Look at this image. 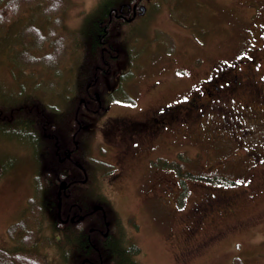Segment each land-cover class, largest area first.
Instances as JSON below:
<instances>
[{"label":"flooded vegetation","instance_id":"flooded-vegetation-1","mask_svg":"<svg viewBox=\"0 0 264 264\" xmlns=\"http://www.w3.org/2000/svg\"><path fill=\"white\" fill-rule=\"evenodd\" d=\"M153 1L130 0L110 8L98 20L97 31L92 33L94 37L83 36L88 72L82 81L62 83L61 102L54 110L59 125L53 124L49 114L39 106L40 103L45 105L43 100L24 97V102L33 101L36 112L22 129L27 133L40 130L39 138L46 136L52 142L59 160L54 205L53 197H47L46 183L38 177L41 163L34 158L35 192L28 199V207L33 198L40 205L41 222L53 227L52 237H57L58 247L69 249V258L62 255L67 264L78 260L81 264H141L136 260L141 249L127 236L126 225L114 202L129 179L138 178L141 193H147L153 201L170 207V202L175 204L178 213L173 207L172 212L164 207L165 214H161L168 220L169 230L175 228L176 221L183 227L180 229L183 242L178 243L176 253L180 263L198 257L203 249L222 242L243 225L200 234L205 225H213L226 213H234L242 194L213 193L205 188L203 199L196 200L190 210L181 208L176 200L180 187L177 191L175 186H179L176 174L182 170L175 157V153L181 151L175 149L177 143L227 147L236 139L237 163L250 161L264 166V149H254L244 140L246 130L253 133L252 126H264V69H260L264 66V0H252L254 6H249L252 11L247 28L250 56L242 60L247 63L244 69L239 68L237 62L223 64L216 70L213 67L203 83L200 81L184 91L179 99L164 102L154 101L157 96L149 97L148 92L154 91L155 86L145 94L142 84L148 75L145 66L133 59V55L139 56L137 48L131 59L134 64H124L110 37L112 26L119 27L145 15L154 6ZM115 19L118 21L113 23ZM51 114L54 119V113ZM48 126L55 131L47 130ZM232 157L229 154L227 162ZM213 168L203 166L200 176L206 179L213 172L212 178L221 177L216 174V167ZM189 173L193 174L191 169ZM170 174L176 182L156 192ZM232 180L237 183L236 179ZM202 185L213 188L206 180ZM37 192L39 197L35 196ZM176 237L172 231L167 243L170 241L174 247Z\"/></svg>","mask_w":264,"mask_h":264},{"label":"rangeland","instance_id":"rangeland-1","mask_svg":"<svg viewBox=\"0 0 264 264\" xmlns=\"http://www.w3.org/2000/svg\"><path fill=\"white\" fill-rule=\"evenodd\" d=\"M3 1L0 0V3ZM127 1L130 0H63L64 6L59 13L49 17L45 15V0H30L29 4H25L18 16L0 25L1 102L9 106L21 99L17 102L21 104L24 97H27L30 100H43L47 107L54 106L56 109L61 102L62 83L66 85L68 80L82 81L88 72L89 62L83 55V36L86 34L85 38L89 39L91 34L92 39V33L97 31L98 20L108 13V9L119 7ZM251 1L154 0V6L145 15L125 25L112 26L110 37L123 57L124 64H134L131 59L137 48L139 56L136 58L133 55V59L145 66L148 75L142 84L145 94L155 86L154 91L148 92L149 97L157 96L154 101L176 100L184 91L194 88L200 81L203 83L213 67L216 70L223 64L237 62L240 64L239 68L244 69L247 63L242 60H247L250 56V51L247 50V28L252 15L250 7L254 6ZM32 29L39 31L42 38L55 32L56 37H61L66 46L65 55L53 65H49L53 61L48 59L46 63L49 67L26 62L27 59L22 57H28V54L40 59L52 50L49 42L40 46L36 44ZM257 52L259 53L258 49ZM260 69L263 70L264 66ZM157 80L160 81L159 84L155 83ZM53 113L54 119L48 112L49 118L57 126L60 124L58 114L55 111ZM262 114L264 115V109ZM250 129L254 132L246 130L244 140H248L254 149H264V126H252ZM236 142L233 139L227 147L210 144L201 147L194 143L182 146L177 143L175 146L176 150H181L175 153L182 169L176 174L179 186L175 185L177 191L180 187L176 200L181 208L187 211L196 200L203 199L205 188L213 193L225 191L242 194L234 213H226L213 225H205L200 234H211L226 226L243 225L228 234L222 242L203 249L198 257L187 263L178 262L176 255L178 243L183 242L180 237V229L183 227L175 222L172 231L177 237L173 240L172 247L170 241L167 243V238L172 233L169 230L171 227L161 214H165L164 207L170 212L173 207L178 213L175 204L170 202L171 207L163 205L150 199L147 193L142 194L138 178L126 182V187L114 197V202L126 225L127 236L141 249L139 257L136 256L138 262L235 264L237 257L245 264H264V166L250 161L237 163L234 155L235 151L238 152ZM35 149L31 138L13 135L0 124V160L6 167L0 178V247L7 250L13 249L17 244L9 236V227L22 216L30 215L28 199L34 195V177L37 172ZM229 154L233 157L227 162ZM222 161L226 163L223 164ZM205 165L212 169L215 166L218 176L236 179L237 183L219 185L217 179L212 178L213 172L209 174L211 177L204 179L205 177H201V169ZM190 169L192 175L189 173ZM181 173H188L190 178ZM203 180L213 185V188L204 187ZM163 181L165 183L156 192L164 190L171 182H176V178L170 174ZM34 224L32 218L29 227L36 228ZM42 224L38 230L37 251L47 257L49 264H67L62 260V255H67L69 249L58 247L57 237H52L53 227ZM134 230L137 231L133 232Z\"/></svg>","mask_w":264,"mask_h":264},{"label":"trees","instance_id":"trees-1","mask_svg":"<svg viewBox=\"0 0 264 264\" xmlns=\"http://www.w3.org/2000/svg\"><path fill=\"white\" fill-rule=\"evenodd\" d=\"M45 1V15L47 14L46 16L48 17L57 15V12L64 6L63 0ZM29 2L30 0H4L3 2H1L0 5L2 6L0 7V25L6 24L7 22L18 16L25 4H29ZM117 21L118 20L115 19L113 23H116ZM31 33L38 46L45 44V42H49L52 50L49 53L47 52V54L43 55L40 59H35L30 54H28V57H22L24 60L27 59L26 62H31L33 64H43L44 66L49 67V65L55 64L60 60V57L65 55V44L62 41L61 37L60 39L56 37L55 32L44 36V39L41 37V33L35 29H32ZM98 51L99 50H97V53ZM48 59H51V62L53 61L49 65H47ZM18 101L19 100H16L15 102L10 103L8 106L0 100V124L4 126L5 130L13 133V135L17 136L22 133L30 134L29 136H21L26 137V139H28V137L31 138L33 143L35 144L36 159L41 163V166L39 167L38 177L41 181L43 180V183H46L47 197L49 199L53 197L54 201L51 203H54L55 205V202L57 200L55 194L57 191V183L59 181L57 174V166L59 163L58 157L55 155V150L52 147V142L48 138H46V136H43L45 137L44 139L39 138L37 133H39L40 130L27 133L24 129H22L27 126L26 120L29 119L33 114H35L36 110L32 101H25L21 104H18ZM39 106L42 109H45L46 113H52L54 111V107H52L51 105V107H47V105H42V103H40ZM47 130H50L52 132L55 131L51 126H48ZM5 171L6 167L0 160V178L3 176ZM216 179L217 182H221L226 185L234 183L233 180L223 176ZM35 196L39 197L40 194H38L37 192ZM33 199H31V205L28 211L30 215L28 216L27 214L25 216H22L19 221L13 223L9 227V236L12 240L16 241L17 244L11 250L0 247V264H49L47 257L37 251L39 250L37 243L38 230L41 228L42 222L40 216V205L35 203L36 201H34ZM31 217L35 221L34 225L36 228L29 227L30 222L32 221ZM68 256H70V254L66 255L67 258H69ZM240 259L236 257L235 264H245ZM73 264L81 263L78 260L77 263L74 262Z\"/></svg>","mask_w":264,"mask_h":264}]
</instances>
